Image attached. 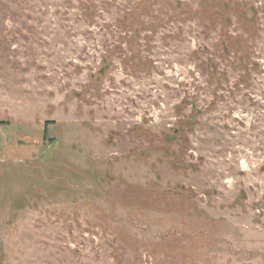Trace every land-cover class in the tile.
Masks as SVG:
<instances>
[{
	"label": "rangeland",
	"instance_id": "374dc122",
	"mask_svg": "<svg viewBox=\"0 0 264 264\" xmlns=\"http://www.w3.org/2000/svg\"><path fill=\"white\" fill-rule=\"evenodd\" d=\"M0 264H264V0H0Z\"/></svg>",
	"mask_w": 264,
	"mask_h": 264
}]
</instances>
